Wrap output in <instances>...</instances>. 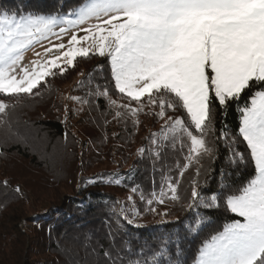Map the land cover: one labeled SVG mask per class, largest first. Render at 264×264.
Listing matches in <instances>:
<instances>
[{
	"label": "snow or ice",
	"instance_id": "obj_1",
	"mask_svg": "<svg viewBox=\"0 0 264 264\" xmlns=\"http://www.w3.org/2000/svg\"><path fill=\"white\" fill-rule=\"evenodd\" d=\"M30 50L35 58L25 64ZM93 56L104 63L81 73L85 79L76 86L88 87V98L71 99L98 109L94 102L103 98L114 119L131 118L134 126L141 113L162 120L161 131L151 134L155 155L179 142L187 149L179 177L194 167L187 225L179 221V231L147 254L130 251L126 264H189L185 243L196 241L191 264H264V0H82L66 13L0 9V128L12 133L10 110L23 97L40 96L49 78ZM97 75L103 84L95 83ZM233 105L238 130L217 133L215 111L223 117ZM221 146L228 167L212 189L200 183L202 161L218 159ZM0 184L9 188L7 180ZM178 186L179 179L166 181L167 192L148 198L138 187L132 192L155 213L153 205L165 197L184 199ZM221 207L231 221L205 235L207 213ZM122 218L132 224L135 217ZM104 256L106 264H125L120 253Z\"/></svg>",
	"mask_w": 264,
	"mask_h": 264
},
{
	"label": "trees",
	"instance_id": "obj_2",
	"mask_svg": "<svg viewBox=\"0 0 264 264\" xmlns=\"http://www.w3.org/2000/svg\"><path fill=\"white\" fill-rule=\"evenodd\" d=\"M81 3L0 0V9L66 13ZM103 63V58L96 56L78 57L63 76L49 78L40 96H25L10 110L15 135L0 128V182H9L8 189L0 184V264H106V251L120 253L126 264L130 251L143 249L147 254L160 245L161 237L179 231V221L187 225L185 218L192 213L185 205L194 167L179 177V166L186 162L187 151L180 149L179 142L175 149L169 146L159 157L155 155L151 134L161 131L158 125L162 120L144 113L139 116L138 126L131 118L114 119V110L103 98L94 102L100 105L98 109L83 104L74 119L66 118V95L88 98V87H76L85 79L81 73L87 75ZM95 83L104 81L97 75ZM113 99L123 102L117 95ZM8 102L16 103L11 98ZM238 115L235 105L223 117L217 109V133L221 128L235 133ZM155 139L157 144L163 140ZM141 148L146 150L143 155ZM218 155L214 161H202L204 171L199 177L201 185L207 181L212 189L220 180L218 172L228 167L223 146ZM173 179H179L178 193L184 199L173 202L165 197V204L153 205L155 213L148 211L140 192L146 198L153 192L159 195L162 189L167 192L166 181ZM17 186L19 194L13 191ZM133 187L140 192L133 193ZM200 211L203 214L204 210ZM164 212L169 215L164 216ZM123 216L135 217L134 222L128 224ZM231 218L223 207L208 212L206 221L211 227L205 235L222 230ZM198 244L185 243L184 258L189 264Z\"/></svg>",
	"mask_w": 264,
	"mask_h": 264
},
{
	"label": "rangeland",
	"instance_id": "obj_3",
	"mask_svg": "<svg viewBox=\"0 0 264 264\" xmlns=\"http://www.w3.org/2000/svg\"><path fill=\"white\" fill-rule=\"evenodd\" d=\"M83 33H81L82 35ZM67 42V38H65V43ZM35 51H42V49L37 46V48L35 49ZM35 56H34V52L33 51H27L25 53V58H24V63L27 64L29 61H31L32 59H34ZM73 83V80L71 82H69L68 84H66V88H68L69 86H71V84ZM67 98H66V109H67V115H66V118H68V120L70 119H74L78 112L77 109H81L82 108V105L77 103L74 99H71V97H76V96H72L71 94H68L66 95ZM161 125L162 123H160L158 125L159 129L161 130ZM159 130V131H160ZM158 138V137H156ZM152 144V142H151ZM173 156V154H172Z\"/></svg>",
	"mask_w": 264,
	"mask_h": 264
}]
</instances>
